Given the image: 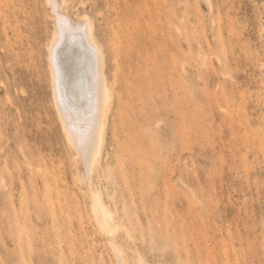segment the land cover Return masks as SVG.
Returning <instances> with one entry per match:
<instances>
[{
    "label": "rangeland",
    "instance_id": "rangeland-1",
    "mask_svg": "<svg viewBox=\"0 0 264 264\" xmlns=\"http://www.w3.org/2000/svg\"><path fill=\"white\" fill-rule=\"evenodd\" d=\"M54 2L53 16L47 0H0V264H118L114 247L125 264H264V0ZM58 14L78 29L89 16L105 53L90 180L53 102ZM83 42L57 52L78 128L97 96Z\"/></svg>",
    "mask_w": 264,
    "mask_h": 264
},
{
    "label": "bare ground",
    "instance_id": "bare-ground-1",
    "mask_svg": "<svg viewBox=\"0 0 264 264\" xmlns=\"http://www.w3.org/2000/svg\"><path fill=\"white\" fill-rule=\"evenodd\" d=\"M47 2L52 7L53 16L56 15L55 14L56 3L54 2V0H47ZM60 7H61V4H60ZM54 26H55L54 31L52 33V37H51V40L48 46L49 69H50V74H51V82H52V86L54 90L53 102L56 108V112L59 116V119L61 120L62 126L65 129L66 136H67L69 143L74 147L77 157H80L84 162V166H85L84 175L86 176L87 180L88 179L90 180L91 174L93 173L96 164L99 163V160L101 157L103 141H104V132H105V122H106L105 119L107 117V113L109 112L111 98H112L110 89L107 84V77H106V72H105V53H104L102 45L100 44V42L95 36L94 26L89 16L85 17L84 22L78 29L71 25L70 20L66 16L62 17L61 15L58 14L57 23H55ZM73 34L79 35V37L82 39V42L84 41L83 43L85 44V46H87L86 49L90 50V52L93 53L94 55L93 57L95 58L94 66L97 67V71H98L97 85H96V78H92V81L95 79L94 84L97 86V87L94 86L97 89L96 90L97 96L94 97L96 98L94 101L95 102L94 103L95 116L94 115H93L94 117L91 116L93 118L92 121L90 122L89 121L90 119L87 120L90 123H87L88 125L86 126H82L83 128H80V127L78 128V126H76V124H78L79 121L78 122L77 120L74 121V119L77 117L75 116V118L73 119V117L70 116L68 112L69 109L66 110L64 106V101H63L64 98H62L63 96L60 97L59 96L60 94L58 93V91L60 90V89L58 90L59 88L58 82L60 83V80H61L60 73H59L60 65L58 66L59 61H58V56H57V52L59 50L58 48L61 45V43L69 35H73ZM206 63H202V64L205 65ZM86 64L88 67L89 66L88 61ZM88 80H90V78ZM82 139L87 140V141L83 143L84 141L81 142ZM3 182L4 180L2 181L0 178V183L3 184ZM91 195H92L91 210H92L93 217L98 227L108 234L114 233L115 227H116L113 222L114 218L112 216L111 211L109 210V208L106 206V204L102 200L101 194L98 191L93 190ZM114 252H115L116 259H117V263L125 264L124 259L121 255V252L116 247H114ZM137 264H147V263L144 261L142 257H139Z\"/></svg>",
    "mask_w": 264,
    "mask_h": 264
}]
</instances>
